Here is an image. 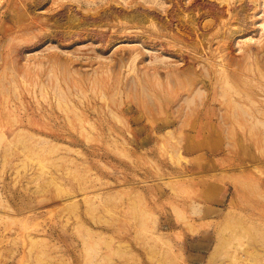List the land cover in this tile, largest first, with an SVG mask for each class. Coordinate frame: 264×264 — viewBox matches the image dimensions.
<instances>
[{
    "label": "rangeland",
    "instance_id": "374dc122",
    "mask_svg": "<svg viewBox=\"0 0 264 264\" xmlns=\"http://www.w3.org/2000/svg\"><path fill=\"white\" fill-rule=\"evenodd\" d=\"M263 23L264 0H0V264H264Z\"/></svg>",
    "mask_w": 264,
    "mask_h": 264
},
{
    "label": "bare ground",
    "instance_id": "6f19581e",
    "mask_svg": "<svg viewBox=\"0 0 264 264\" xmlns=\"http://www.w3.org/2000/svg\"><path fill=\"white\" fill-rule=\"evenodd\" d=\"M264 24V23H263ZM81 36V35H80ZM74 38V37H73ZM156 58V57H155ZM161 59H162V57H160ZM164 58H166V57H164ZM163 58V59H164ZM156 59H158L159 60V58H156ZM167 59V58H166ZM168 60H169V58H168ZM164 61V60H163ZM190 62V61H189ZM186 64H187V62H186ZM192 64V63H191ZM222 65H223V67H226V68H228L229 66H230V62H228L227 64H225V63H221ZM192 66V65H191ZM181 69V68H180ZM222 70V72L224 73V79L226 80L225 82H227V79L229 78V73L230 72H228L227 71V69H225V68H223V69H221ZM221 72V71H220ZM52 73V72H51ZM210 75V74H209ZM213 75V74H212ZM206 76H208V73H206ZM177 77L180 79V85H176V88H174L175 90H176V93L175 94H177V95H179L180 93H179V88L180 87H183V88H185V89H187V90H190V93L188 94V98H187V100L185 101V102H187V104L188 105H190L191 103H195L196 105H197V110H196V112L198 111V112H202V110H200V108L198 107L199 106V104H197V101H195L196 100V96L198 95H200L201 96V94H203V91H201V89H199V88H196V89H194V87H187V85H190V86H193V84L194 83H197L198 82V77H199V75L198 74H195V72H192L191 70H189V69H186L185 71H183V72H180V73H177ZM201 80L203 81V83H205V85L207 84V80L203 77V76H201ZM133 81V80H132ZM227 83H229V82H227ZM229 84H231V83H229ZM158 85V87H160L162 84H161V82L159 81V83L157 84ZM178 92V93H177ZM239 93H240V95L239 96H241V92L240 91H238ZM157 94H158V96H161V95H159L160 94V92L158 93L157 92ZM195 94H197L195 97H194V95ZM234 94V93H233ZM236 94H237V92H236ZM102 97V96H101ZM104 97V96H103ZM202 98V99H201ZM200 99H201V102L202 101H204V96L203 97H201ZM230 102L233 104V105H229V103H228V105H229V107H230V109H220V112L221 113H218V112H216V114L218 115V120L222 123V124H225V129H227V132H229V131H233V129H234V124L232 123V122H230L229 121V119H228V114L226 113L227 111H228V113L229 112H231V110L233 109V110H235V112H233V110H232V112L233 113H231L232 114V119H233V117H234V119L235 120H237V121H239V115H238V112L242 109V111L244 110L243 109V105L241 106L238 102H239V99H236V98H234V99H231L230 100ZM60 104V103H59ZM245 106V105H244ZM238 108H240V109H238ZM190 109H192V110H194L193 108H191L190 107ZM243 113H245V114H247V112L246 111H243ZM214 115H215V112L213 113ZM244 114V115H245ZM249 115H250V113H249ZM248 115V116H249ZM113 116V115H112ZM251 116V115H250ZM81 119V118H80ZM228 120V121H227ZM237 124H239L238 122H236ZM204 124H206V125H204ZM212 122H208L207 120H206V122H203L201 125H199V124H196V125H193L192 127L193 128H195V129H199V130H201V131H205L206 129H208V130H210V132H212L213 130H218L219 128H214L213 126H212ZM262 125H264V123L262 124ZM241 126H242V128L243 129H245L244 128V125H241V123L239 124V127L241 128ZM251 126H253V125H251ZM263 127V126H262ZM241 128V129H242ZM253 127H250V129L249 130H251ZM84 130H86L85 128H84ZM21 131V130H20ZM19 131V132H20ZM242 131H244V130H242ZM0 135H2V134H0ZM4 136V135H3ZM3 136H2V138L0 139V140H2V139H5V138H3ZM7 137V136H6ZM18 143H20L19 141H17ZM24 142V141H23ZM0 143H1V141H0ZM13 145V144H12ZM22 146H23V144H21ZM24 147V146H23ZM22 147V148H23ZM15 148H17V147H15Z\"/></svg>",
    "mask_w": 264,
    "mask_h": 264
}]
</instances>
